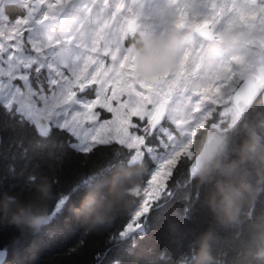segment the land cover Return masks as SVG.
<instances>
[{
    "label": "snow or ice",
    "instance_id": "1",
    "mask_svg": "<svg viewBox=\"0 0 264 264\" xmlns=\"http://www.w3.org/2000/svg\"><path fill=\"white\" fill-rule=\"evenodd\" d=\"M68 2L70 0H37L45 10L43 20L50 18L48 10L55 18V12ZM169 3L175 7L173 27L181 20L191 27L211 26L215 20L214 11H201L203 5H194L189 0H169ZM215 6L213 3L212 7ZM230 11L238 20L248 17L264 21V0H234ZM139 31L140 24L132 9L119 2L106 31L87 50L86 57H79L71 65H52L47 58L33 59L39 54L30 42L26 20L0 23V88L15 94L11 100L15 126L35 132L43 141L36 146L47 148L45 156L61 168L69 149L85 154L89 161L96 158L92 167L57 192L49 208L48 226H58L64 221L66 230L75 233L79 223L69 206L79 204L85 188L106 178L117 163L143 162L147 168L140 187L134 190L139 204L131 212L117 217L101 233L107 235L110 246L95 254L96 264H104L107 255L124 244L138 247V242L147 239L159 226L169 206H179L174 219L178 223L204 218L203 226L188 231L189 236L210 222L207 208L201 204L203 186L197 185L194 179L195 169L185 165L181 173L183 161L188 159L191 149L181 159L176 158L183 152L182 147H177L181 133L169 122L164 111V105L170 102L173 94L172 78L151 81V89H146L126 75L135 66L129 45ZM203 35L211 38L212 33L206 31ZM188 52L193 56L197 54L194 48ZM180 59H177V68ZM29 90L32 102L22 104L19 98ZM56 94L63 97L62 103L50 101L49 98ZM260 100H264V77L253 81L234 79L223 102H214L203 127L209 124L223 127L229 109L240 115ZM198 111L203 112V109ZM57 132L67 133L68 137L54 140ZM24 139L26 134L22 133L14 142L27 158ZM47 141H51V145ZM10 171L15 172V168L10 166ZM41 175L37 171L29 173L25 187L18 194L29 193V177L35 179ZM90 234L93 233L83 230L65 254L69 258L79 255ZM163 235L169 237L167 224L163 226ZM0 236H7V244L0 250V264H8L10 254L13 255L12 264H30L29 253L35 250L39 254L46 243L35 234H21L10 227L0 228ZM55 238V231L48 234V240ZM188 252L187 241L178 251L169 244H162L148 264H178L186 259ZM113 264L120 262L114 260Z\"/></svg>",
    "mask_w": 264,
    "mask_h": 264
},
{
    "label": "rangeland",
    "instance_id": "2",
    "mask_svg": "<svg viewBox=\"0 0 264 264\" xmlns=\"http://www.w3.org/2000/svg\"><path fill=\"white\" fill-rule=\"evenodd\" d=\"M119 2L132 9L140 24L139 33L129 45L131 54L135 43L139 42L142 36L164 32L170 26L173 27L175 7L170 5L169 0H70L55 12V18H52V12L48 10L49 19L55 22L46 28L37 26L45 14L43 9L34 11L33 5L22 4L20 8L23 14L9 19L4 7L0 6V23L26 20L30 42L39 54L33 59L40 61L47 58L52 65H71L79 57L87 56V50L106 31L111 22V14ZM189 2L203 5L201 11L215 12V20L211 27L216 40L214 43L204 42L194 34L195 29L203 24L191 27L185 20H181L174 28L187 30L190 35L187 36L179 56L181 58L179 68L176 62L172 71L151 78V81L172 78L173 94L167 103L166 116L181 133L177 140V147L183 148L181 154L191 147L197 129L205 125L214 102H223L224 94L232 81L238 78L245 79L264 62V21L248 17L238 20L230 11L234 0ZM213 3L216 5L215 8L212 7ZM80 23L84 25L81 28L78 25ZM77 28H80L81 32L77 31ZM190 48L197 50L195 56L188 52ZM134 70L135 66L131 72L126 73L127 77L140 84L142 88L151 89L152 84L147 79H138ZM14 95L5 88H0V102L9 109L12 108L11 100ZM19 99L22 104L32 102L31 91L25 92ZM49 99L54 104L63 102L60 94ZM261 102L264 105V100ZM199 109H203V112L198 111ZM230 110L224 116L227 123H230L228 127L237 117L236 112L229 113ZM222 141L223 138L220 136V142ZM178 157L179 155L176 158Z\"/></svg>",
    "mask_w": 264,
    "mask_h": 264
},
{
    "label": "clouds",
    "instance_id": "3",
    "mask_svg": "<svg viewBox=\"0 0 264 264\" xmlns=\"http://www.w3.org/2000/svg\"><path fill=\"white\" fill-rule=\"evenodd\" d=\"M190 33L169 27L167 31L142 36L133 48L134 74L138 79L161 76L172 71ZM246 134L236 149L235 158L225 160L224 145L211 134L196 157L197 174L194 179L211 187L205 200L213 221L223 227L241 222V212L251 206L255 187L250 180L249 168L264 177V117L257 116L256 124L245 123ZM195 147V145H194ZM143 162L117 163L106 178L83 190L78 205H70L69 211L80 226L90 233L106 231L117 217L131 212L139 198L134 194L145 175ZM31 191L0 196V228L10 227L21 234H37L50 223L49 208L56 198L55 186L45 175L29 177ZM250 243L251 255L264 264V216L254 222ZM217 233L209 225L193 241L195 248L189 264H218L214 255ZM30 264L38 261V252L29 253Z\"/></svg>",
    "mask_w": 264,
    "mask_h": 264
},
{
    "label": "trees",
    "instance_id": "4",
    "mask_svg": "<svg viewBox=\"0 0 264 264\" xmlns=\"http://www.w3.org/2000/svg\"><path fill=\"white\" fill-rule=\"evenodd\" d=\"M5 13L9 19H12L21 15V10L16 6L10 5L5 8ZM78 25L80 28L84 26L82 23ZM80 28H77V31L81 32ZM137 44L138 42L135 43V46ZM258 115L264 117V105L261 100L257 101L252 109L247 110L231 129L225 131L224 134L216 133L217 136L223 138L221 143L224 145L223 158L225 160L235 158L234 149L237 148L246 134L244 124L246 122L256 124ZM0 123H3V125H0V196L6 193H20L25 187L29 173L34 171L48 176L52 180L57 194L61 188L66 187L68 183L87 171L95 163V157L89 161L85 154H79L69 149L68 158L61 168L60 165L45 156L48 151L47 148L41 149L36 146L43 141L35 132L15 126L16 120L13 118L11 109L7 108L2 102H0ZM227 124L223 127H226ZM207 128H199L193 135V142L190 147L191 153L188 154V159L183 161L181 173L184 172L185 165L191 167L195 155L199 152L206 138ZM22 133L26 134L23 146L28 149L27 158L23 156L22 149L14 142V138H17ZM67 137V133L60 134L57 132L53 135L54 140H65ZM46 143L51 145V141ZM182 156L183 154L179 155L177 159H181ZM10 166L15 168V172L10 171ZM144 169V174H146L147 168L145 165ZM249 171L250 180L255 187V197L251 206H246L242 210L240 223L231 227H223L216 224L205 200V193L211 185H202L195 179L197 185L203 186L201 204L206 206L210 217V222L207 226L189 236L188 231L198 230L203 226L204 218H198L190 223L180 221V225L174 220L179 206H169L165 209L159 226L148 234L147 239L139 241L138 247L124 244L116 248L107 255L104 264H113L114 260L119 261L120 264H148V261L155 256L156 251L159 250L162 244H169L178 251L180 245L185 241H187L189 247L186 258L189 259L179 261L178 264H189L190 254L195 248L193 241L209 225H212L218 236V240L214 245V255L217 257L218 264H260L251 255L250 249L252 245L250 240L253 233V223L258 222L259 218L264 216V177L259 176L255 169L249 168ZM196 174L197 169H195L194 177H196ZM57 180L59 183H57ZM164 224H167L169 237L163 235ZM83 230L79 224V229L75 233L69 232L65 228L64 221H62L58 226H47L35 234L37 238L46 241L38 254V264H96L94 260L95 254L105 251L110 246L107 243L108 237L106 234H90L87 237V245L79 255L69 258L65 254V250L72 247ZM53 231L56 232V238L48 240V234ZM6 244L7 236H0V249H3ZM12 260L13 255H9L8 264H12Z\"/></svg>",
    "mask_w": 264,
    "mask_h": 264
},
{
    "label": "water",
    "instance_id": "5",
    "mask_svg": "<svg viewBox=\"0 0 264 264\" xmlns=\"http://www.w3.org/2000/svg\"><path fill=\"white\" fill-rule=\"evenodd\" d=\"M21 1H23V0H3V2H4V3H7V4H17V3L21 2ZM38 5H39V4H38ZM53 22H54L53 19H48V20H42L39 24H40L41 26H46V25H50V24H52ZM206 31H210V32L212 33L211 38H209V37L203 35V33L206 32ZM196 33H197V35L203 37L204 39H206V40H208V41H214V40H215L214 31H213V28H212L211 26H208V25H201V26H199V27L196 29ZM261 77H264V65L259 66V67L257 68L256 73L248 74V75L245 77V79H247L248 81H253V80L259 79V78H261ZM166 107H167V103L164 105V111H165V113H166ZM246 111H247V110H246ZM246 111H244L243 114H244ZM243 114H240V115H241L240 118L242 117ZM240 118H239V120H240ZM234 125H235V124H233V125H231V126H229V127H227V128H224V129H219V128H217V127H212V126L210 125V126H209V129L207 130L206 138H205V140H204V142H203L201 148L205 145V143H206V141H207V138L210 136L209 133H210L211 130H215V131H217V132H218V131H219V132H225V131L231 129ZM201 148H200V150H201ZM200 150H199V152H200ZM199 152H198V153H199ZM198 153L195 155V158H194V160L192 161V164H191V167L194 168V169H197L196 157L198 156Z\"/></svg>",
    "mask_w": 264,
    "mask_h": 264
},
{
    "label": "flooded vegetation",
    "instance_id": "6",
    "mask_svg": "<svg viewBox=\"0 0 264 264\" xmlns=\"http://www.w3.org/2000/svg\"><path fill=\"white\" fill-rule=\"evenodd\" d=\"M22 4H31V5H33V6H32V7H33V10H38V11L41 10V7H40V5H38L37 0H23V1L19 2V3H17V4H7V3H4L2 0H0V6H3V7H4V11H5V8H6L7 6H10V5L16 6V7H18V9H20L21 11H23V10L20 8V6H21ZM206 135H207V134H206Z\"/></svg>",
    "mask_w": 264,
    "mask_h": 264
},
{
    "label": "bare ground",
    "instance_id": "7",
    "mask_svg": "<svg viewBox=\"0 0 264 264\" xmlns=\"http://www.w3.org/2000/svg\"><path fill=\"white\" fill-rule=\"evenodd\" d=\"M0 250H2V249H0ZM10 255H12V254H10ZM186 259H189V258H186ZM187 262V261H186ZM188 263V262H187ZM182 264V263H181ZM185 264V263H184Z\"/></svg>",
    "mask_w": 264,
    "mask_h": 264
}]
</instances>
